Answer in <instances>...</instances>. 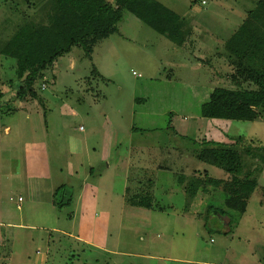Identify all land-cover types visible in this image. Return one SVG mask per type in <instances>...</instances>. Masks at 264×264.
Listing matches in <instances>:
<instances>
[{"label":"rangeland","instance_id":"rangeland-1","mask_svg":"<svg viewBox=\"0 0 264 264\" xmlns=\"http://www.w3.org/2000/svg\"><path fill=\"white\" fill-rule=\"evenodd\" d=\"M156 1L181 17L191 44L178 47L124 12L90 58L74 47L43 73L34 85L41 103L10 100L16 61L1 56L0 226L23 225L2 229L9 264H262L264 165L242 149L261 152L264 115L247 122L199 113L214 88H237L224 43L258 0ZM25 16L38 18L21 0H0L1 41ZM204 140L238 144L239 176L257 181L245 213L224 206L221 188L183 189L204 172L229 180L197 159ZM83 185L99 188L82 231L100 250L75 239ZM146 193L161 210L127 201Z\"/></svg>","mask_w":264,"mask_h":264},{"label":"trees","instance_id":"trees-1","mask_svg":"<svg viewBox=\"0 0 264 264\" xmlns=\"http://www.w3.org/2000/svg\"><path fill=\"white\" fill-rule=\"evenodd\" d=\"M14 2V0H10ZM37 12V19L25 16L12 34L1 41V56L16 61L15 75L17 87L10 100L24 101L27 97L39 101L34 89L35 82L43 78V73L72 48L80 49L90 58L97 42L117 32V25L127 12L140 23L165 37L178 47L192 43V32L184 27L181 17L156 0H21ZM226 58L234 67L230 81L235 89L214 88L208 100L200 106V116L211 120L247 121L262 119L264 115V0H258L256 8L247 13L243 23L225 40ZM94 74L98 73L94 69ZM246 84L250 89H241ZM13 91V88H12ZM5 96L0 77V106ZM221 143V142H220ZM197 159L216 167L229 176V180L208 177L189 182L183 189L195 195L198 188H221L226 194L224 206L238 213H245L247 201L257 187V181L243 174V161L237 150L238 144L213 141L202 143ZM258 149L244 148L243 154L250 155L264 165V146ZM250 166V165H248ZM254 172L259 167L253 169ZM94 170L90 169L93 175ZM182 183L181 178L178 180ZM152 186V185H151ZM150 187V184H149ZM59 188L55 193H57ZM64 189V186H63ZM127 192V189H126ZM144 198L127 201L138 208L154 211L153 197L149 193ZM126 201V202H127ZM69 203V202H68ZM53 204L62 209L53 194ZM67 204V203H66ZM65 204V205H66ZM158 210H161L159 208ZM210 210V209H209ZM214 214L217 211L211 209ZM264 264V254L262 256Z\"/></svg>","mask_w":264,"mask_h":264},{"label":"crops","instance_id":"crops-1","mask_svg":"<svg viewBox=\"0 0 264 264\" xmlns=\"http://www.w3.org/2000/svg\"><path fill=\"white\" fill-rule=\"evenodd\" d=\"M98 189L99 188L96 187V188H92V189L88 190V186L83 185V188L80 191V194L78 196L79 207H81L80 211H79V216H78V219H79L78 220V222H79L78 234L79 235H76L75 239L79 243H83L84 245H87L89 247H93V248L100 250L101 248H99L98 245L94 244L91 233H86L83 235V231H82V227H83L84 222L89 221V219L92 218V212L97 208V205L99 202ZM17 207L19 208V206H17ZM70 217H73V216H70ZM22 226L23 225H21V224L15 225V224H10V223H6L5 226H2V225L0 226V234L5 239L4 245L0 246V259L3 260L4 264H9L8 260L10 259V253H9L10 252V250H9V247H10L9 240L10 239L6 235H4V230L2 232V229L4 227L15 229V228H21ZM69 236H70V234H69ZM11 264H13V263H11ZM28 264H29V262H28Z\"/></svg>","mask_w":264,"mask_h":264},{"label":"built area","instance_id":"built-area-1","mask_svg":"<svg viewBox=\"0 0 264 264\" xmlns=\"http://www.w3.org/2000/svg\"><path fill=\"white\" fill-rule=\"evenodd\" d=\"M204 4V1L202 2ZM133 75H135V72H132ZM18 201H21V199L19 198ZM5 243V239L4 237L0 234V246H3Z\"/></svg>","mask_w":264,"mask_h":264}]
</instances>
